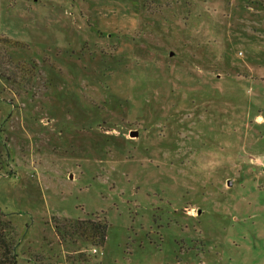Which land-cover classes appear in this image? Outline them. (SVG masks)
<instances>
[{"label":"rangeland","instance_id":"1","mask_svg":"<svg viewBox=\"0 0 264 264\" xmlns=\"http://www.w3.org/2000/svg\"><path fill=\"white\" fill-rule=\"evenodd\" d=\"M262 160L264 0H0L20 264H264Z\"/></svg>","mask_w":264,"mask_h":264},{"label":"trees","instance_id":"2","mask_svg":"<svg viewBox=\"0 0 264 264\" xmlns=\"http://www.w3.org/2000/svg\"><path fill=\"white\" fill-rule=\"evenodd\" d=\"M77 231L94 246L102 247L108 236L109 224L105 221L86 220L85 222H76L72 225ZM10 223L3 222L0 217V264H20L19 254L16 252L17 241L9 232ZM72 233L76 234V231Z\"/></svg>","mask_w":264,"mask_h":264},{"label":"built area","instance_id":"3","mask_svg":"<svg viewBox=\"0 0 264 264\" xmlns=\"http://www.w3.org/2000/svg\"><path fill=\"white\" fill-rule=\"evenodd\" d=\"M261 164H262L263 170H264V160L261 161Z\"/></svg>","mask_w":264,"mask_h":264},{"label":"water","instance_id":"4","mask_svg":"<svg viewBox=\"0 0 264 264\" xmlns=\"http://www.w3.org/2000/svg\"><path fill=\"white\" fill-rule=\"evenodd\" d=\"M135 133H136V132H135ZM131 134H134V132H132ZM229 183H231V181H230Z\"/></svg>","mask_w":264,"mask_h":264}]
</instances>
